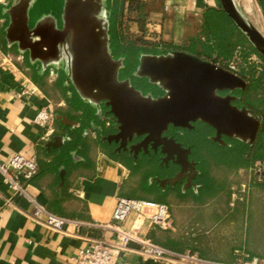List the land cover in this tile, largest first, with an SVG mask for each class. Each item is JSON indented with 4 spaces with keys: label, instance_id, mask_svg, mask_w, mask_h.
Masks as SVG:
<instances>
[{
    "label": "crops",
    "instance_id": "obj_1",
    "mask_svg": "<svg viewBox=\"0 0 264 264\" xmlns=\"http://www.w3.org/2000/svg\"><path fill=\"white\" fill-rule=\"evenodd\" d=\"M10 2L0 0V163L18 153L34 159L37 172L27 182L20 180L24 194L11 191L0 173V264H72L71 258L86 245L87 239L113 241L112 232L100 225L111 220L117 198H129L124 195V184L130 170L124 161L106 154L101 146L84 154L80 143L71 144L62 118L67 107L65 98L70 94L65 90L64 77L60 79L58 70L48 69L44 80H40L44 73L5 42V9ZM254 6L262 17L253 25L257 29L263 28L264 18L257 0H240L239 8L244 14L252 11ZM60 8L61 5L54 8L56 11L46 12L58 14ZM180 9L200 12L203 17L209 9L223 13L218 0H186ZM36 17L31 16L32 19ZM234 31L238 38L246 39L236 27ZM206 33L208 43H191L183 50H171L200 56L224 68L232 61L231 54L214 48V40L208 31ZM47 102L54 110L53 133L48 137L45 129L33 121L38 109ZM82 133L91 139L97 136L87 130ZM54 137H61V143L52 147L48 140L54 142ZM72 152L77 158H73ZM152 188L165 195L160 203L167 207L168 227L161 229L151 225L131 212L124 228L134 229L139 237L173 253L189 254L209 264L236 261V255L243 248L241 231L233 221L224 218L218 204L195 196L197 184L196 190L192 191ZM35 203L66 219L64 232L54 231L33 220L31 214ZM138 248L137 243L130 242L128 250L120 254L118 263L191 264L145 261L137 254Z\"/></svg>",
    "mask_w": 264,
    "mask_h": 264
},
{
    "label": "water",
    "instance_id": "obj_2",
    "mask_svg": "<svg viewBox=\"0 0 264 264\" xmlns=\"http://www.w3.org/2000/svg\"><path fill=\"white\" fill-rule=\"evenodd\" d=\"M220 10L242 33L255 52L264 59V34L240 10L235 0H218ZM36 0H11L5 9L7 24L4 39L8 46L26 56L40 72L61 71L65 84L92 109L103 104L116 125V133L107 140L125 143L133 137L142 140L130 146L160 148L164 159L179 169L171 176L150 177L163 190L185 177L182 187L196 185L194 163L187 160L190 150L172 138L162 136L169 126L192 128L199 121L214 131L211 137L219 145L222 136L251 145L260 118L233 102L231 93L243 90L246 81L234 72L185 51L140 53L133 77L143 78L162 95L143 94L129 78L121 79L122 58H114L109 46V21L106 0H62L58 14L41 13L31 20ZM226 91L224 95L218 92ZM70 93V90H69ZM48 140L52 147L61 137ZM73 158H77L71 153Z\"/></svg>",
    "mask_w": 264,
    "mask_h": 264
},
{
    "label": "trees",
    "instance_id": "obj_3",
    "mask_svg": "<svg viewBox=\"0 0 264 264\" xmlns=\"http://www.w3.org/2000/svg\"><path fill=\"white\" fill-rule=\"evenodd\" d=\"M38 3L39 0H36L31 11L32 17H36L41 13H46L41 11V13L38 12ZM257 4L264 18V0H257ZM144 6L145 2L143 0H106L111 51H113L112 54L114 56H124L126 58L128 62L127 71L133 69L139 53L158 54L171 49H179L170 43L159 41L153 42L148 40L129 41L125 38V33L128 27L124 24L128 20L136 23L138 31H145L144 19L148 14L144 11ZM55 7L56 5L52 8L54 11H56V9H54ZM209 11L216 13L212 9H209L208 12ZM132 13H135V18L133 19L130 18V14ZM228 21L233 25L229 19ZM208 33L214 40V48H218L221 53L224 52L225 54H231L230 57L233 58L232 60L237 64L238 69L236 74L246 81V87L243 90H237V105L244 106L257 115L260 118V125L251 145L234 139L227 140L228 145L225 144L219 146L214 142L218 147L217 152L220 153L222 159L220 162L225 166V169L221 173L224 177H218V174L214 175V173L212 174L204 168L200 169V163L197 162L199 172L196 175L195 182L198 185V192L194 195L198 198L206 199L210 204H218L219 209L224 214V218L228 221H233L235 226L241 231L243 235V248L236 255V260L249 257L263 258L264 173L261 181L256 182L250 175L249 168L256 160L264 161V66L261 70H257L254 65L247 62V59L250 54H255L263 64L264 59L255 52L249 42L244 45L242 40L238 37L233 40L231 38L232 33L229 31L225 38H217L210 32ZM236 46L238 47L236 48ZM180 50L183 49L180 48ZM220 63L224 65L222 60H220ZM225 66L224 68H226ZM47 71L48 69L43 72L44 74L40 77V80H44ZM58 72L60 74V79H62L64 77L62 72ZM65 90H70V94L68 96L66 95L65 101L68 110L63 114L62 118L66 123L70 137L69 141L71 144L80 143L82 153L89 154L95 146H102L97 137L91 139L88 134L82 133L83 130L91 129L90 121L96 118V116L93 113V109L78 98L70 85H67ZM205 127L208 128V126ZM203 162L204 161L202 160V163ZM125 164L130 170V173H133L138 167L143 165L138 164L136 166V164H133L130 161H126ZM145 164L154 165V162ZM143 180L141 179L139 182L129 185L124 191V195L129 198L160 203V201L165 198V195L162 193H156L152 188L154 186L147 185ZM247 181L250 182L248 194L242 202H239L234 207L230 208L227 205L230 186L232 184H239ZM166 188L172 189L174 192L178 189V187L171 188L169 185L166 186ZM137 193H150L154 197L147 198L146 196L138 195Z\"/></svg>",
    "mask_w": 264,
    "mask_h": 264
},
{
    "label": "built area",
    "instance_id": "obj_4",
    "mask_svg": "<svg viewBox=\"0 0 264 264\" xmlns=\"http://www.w3.org/2000/svg\"><path fill=\"white\" fill-rule=\"evenodd\" d=\"M247 62L261 70L264 64L257 57H248ZM226 69L236 73L237 64L234 60L228 62ZM53 106L50 102L41 106L36 112L33 121L45 129V136L53 133ZM37 172V164L34 159L15 153L6 161L0 163V173L8 188L14 193L24 194L20 180L29 181ZM250 175L256 182H260L264 173V161L256 160L249 168ZM250 189V182H241L230 186L227 205L232 208L242 202ZM137 214L140 218H145L151 225L165 229L169 225V215L164 204L149 201L119 197L111 214L108 223L100 225L101 228L112 232L113 241H106L100 238L87 239L86 245L78 250L77 254L71 258L72 264H128L126 261L118 263L122 252L128 250V244L135 242L139 245L137 254L142 260L172 263L183 262L191 264H209L189 254H176L166 250L150 240L139 237L134 229L124 228V222L131 213ZM31 217L36 222L57 232H64L66 219L56 216L46 211L43 206L35 203ZM232 264H264V257H249L238 259Z\"/></svg>",
    "mask_w": 264,
    "mask_h": 264
},
{
    "label": "rangeland",
    "instance_id": "obj_5",
    "mask_svg": "<svg viewBox=\"0 0 264 264\" xmlns=\"http://www.w3.org/2000/svg\"><path fill=\"white\" fill-rule=\"evenodd\" d=\"M61 1L62 0H39L37 6L38 12H46L47 10L52 9L55 5L58 7L61 5ZM143 1L145 2L144 11L148 14L144 19L145 31H138L136 23L128 20L124 25L128 27L125 33V38L129 41H159L170 43L179 49H185L191 43H208L207 31L217 38H225L228 31L232 33L231 38L233 40L238 37V35H236V31H234L235 27L231 25L224 13H214L209 11L203 17V14L200 12H192L190 10L185 11L184 9H180L186 0H177V3L175 4V0ZM235 1L240 6V0ZM245 16L252 24H256V19L262 17L257 6H254V9L249 13H246ZM130 18H135V13L130 14ZM260 20H262L263 23V18ZM259 30L262 34H264V26L263 28H259ZM241 40L244 45L248 44L247 40L243 37H241ZM250 55L252 57H257L255 54ZM67 110L68 108L66 107V111ZM207 130V127L200 124L197 125L195 132H189L190 134H188L189 137L187 139L193 144L192 155L196 161L200 163V169L204 168L212 174H218V177L223 178L224 176L221 173L225 169V166L220 162L222 159L220 157V153L217 152L218 147L214 144V142L209 141L205 138V136L203 137V133ZM87 131L92 136L96 135V133L92 132L91 129H88ZM202 160L204 161L203 163ZM156 172L157 169H155L154 165H141L133 173L128 172L124 189H127L128 186L133 183L139 182L141 179H144L143 181L148 184L149 178ZM137 194L146 196L147 198L154 197L150 193Z\"/></svg>",
    "mask_w": 264,
    "mask_h": 264
},
{
    "label": "flooded vegetation",
    "instance_id": "obj_6",
    "mask_svg": "<svg viewBox=\"0 0 264 264\" xmlns=\"http://www.w3.org/2000/svg\"><path fill=\"white\" fill-rule=\"evenodd\" d=\"M109 46H110V38H109ZM110 50H111V47H110ZM111 54H112V51H111ZM112 56L114 58H122L123 68L119 70V77L121 79L129 78L132 85H134L143 94L150 93L154 97L162 95V92L159 89H157L153 85L148 84L145 79L133 77L131 75L134 68L137 65V62L134 65L132 70L127 71L128 62L126 58L124 56H114L113 54ZM197 57H200V56H197ZM137 58H136V61H137ZM218 93L221 95H224L227 92L222 91ZM231 94L238 97L237 90L233 91ZM233 103L237 105L236 101H234ZM97 108L98 109L96 108L93 109V113L96 116V118L90 121V128L96 133L97 139H99V141L102 144L101 148L104 150L106 154L113 156L114 158L120 159L124 162L130 161L131 163L136 164V166L138 164H143V166H146L148 164H145V163L154 162V166H155V169H157V172L151 177L163 178V177L171 176L179 169V166L177 164H174L170 159L168 160L164 159V155L160 153L159 147H157L156 150L154 151L150 143L146 145V148H143V146H139L137 147V149L136 148L130 149V146H134L138 144L142 140L143 137H139V138L133 137L130 141H126L125 143H122V144L120 140L114 141L111 139L110 141H108L107 137L116 133V129H115L116 125L113 121L109 120L110 114L107 113V107L101 104ZM200 124L203 125L204 123L195 121L191 123L192 128L190 129L169 126L167 131L162 133V136H165L167 138H172L175 142L179 143L183 148H188L190 150L189 154L187 155V160L193 162L195 169L197 170H198L197 161L192 155L193 144L187 138L189 137L188 136V134H190L189 132H195L197 125H200ZM204 126H207V125L204 124ZM213 135H214V131L210 127H208V130L203 133V137L205 136V138H207L209 141H212L211 137ZM222 140L225 142V144L228 145V141H227L229 140L228 138L222 136ZM212 142H216V141H212ZM195 179H196V176L193 179H191V181L196 185ZM185 180L186 178L183 177L181 178L180 182L175 183L173 186H170V185L169 186L171 188L178 187L180 191L183 190L184 188L188 190L189 189L194 190L193 185L182 187L183 184L185 183ZM147 185H150V186L153 185L155 188H160L154 180L150 184L148 183ZM165 188L166 186L164 187V189Z\"/></svg>",
    "mask_w": 264,
    "mask_h": 264
}]
</instances>
